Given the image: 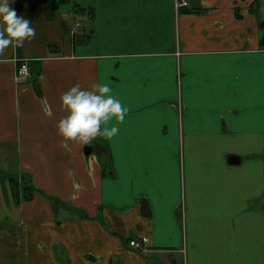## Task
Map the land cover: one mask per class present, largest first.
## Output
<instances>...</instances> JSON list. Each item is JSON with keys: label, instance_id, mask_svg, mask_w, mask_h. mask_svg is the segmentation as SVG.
<instances>
[{"label": "crops", "instance_id": "obj_1", "mask_svg": "<svg viewBox=\"0 0 264 264\" xmlns=\"http://www.w3.org/2000/svg\"><path fill=\"white\" fill-rule=\"evenodd\" d=\"M53 3L12 0L36 32L0 51V264H264V0ZM98 79L119 132L66 140L61 93Z\"/></svg>", "mask_w": 264, "mask_h": 264}, {"label": "clouds", "instance_id": "obj_2", "mask_svg": "<svg viewBox=\"0 0 264 264\" xmlns=\"http://www.w3.org/2000/svg\"><path fill=\"white\" fill-rule=\"evenodd\" d=\"M12 0H0V51L10 45L21 46L34 38L35 27L10 5ZM65 115L57 121L58 134L66 140L89 144L97 136L111 139L123 123L128 107L118 98L110 83L98 79L90 87L73 84L60 96Z\"/></svg>", "mask_w": 264, "mask_h": 264}, {"label": "built area", "instance_id": "obj_3", "mask_svg": "<svg viewBox=\"0 0 264 264\" xmlns=\"http://www.w3.org/2000/svg\"><path fill=\"white\" fill-rule=\"evenodd\" d=\"M176 7L183 8L188 7L190 0H175ZM81 24L78 22L70 24L68 27V33L71 37H75L80 30ZM15 62L17 64L16 71V82L17 83H25L30 76V64L31 62L28 59H24L21 57H16ZM149 244V238L145 235H137L133 239H130L128 242L129 247L134 250L141 251L147 248Z\"/></svg>", "mask_w": 264, "mask_h": 264}, {"label": "rangeland", "instance_id": "obj_4", "mask_svg": "<svg viewBox=\"0 0 264 264\" xmlns=\"http://www.w3.org/2000/svg\"><path fill=\"white\" fill-rule=\"evenodd\" d=\"M87 18L85 17H82V21L86 20ZM83 30H84V25L82 24L81 27H80V30H79V33L78 35H83ZM33 73L34 72H38V68L32 70ZM31 72V71H30ZM31 73V79L33 80L35 78V75ZM23 177L25 178V180H28V176L26 174H23ZM11 180V184H9L10 186V189L13 190V192L18 196L19 200H23L24 199H27V196H30L34 193L32 192L34 188H32L31 186H28L26 189H23L20 185H18L15 181ZM15 196V195H14Z\"/></svg>", "mask_w": 264, "mask_h": 264}, {"label": "trees", "instance_id": "obj_5", "mask_svg": "<svg viewBox=\"0 0 264 264\" xmlns=\"http://www.w3.org/2000/svg\"><path fill=\"white\" fill-rule=\"evenodd\" d=\"M43 2H44V4L45 5H47V6H51V7H54L55 5H54V3H53V0H43ZM31 68V67H30ZM34 69H36V68H33V70ZM31 71V70H30ZM31 73H33V71H31L30 72V76H31ZM34 75H35V80H34V85H35V87H37L38 86V84H39V82H38V79H37V77H38V73L37 72H34L33 73ZM13 182V181H12ZM29 198H30V196H29Z\"/></svg>", "mask_w": 264, "mask_h": 264}, {"label": "water", "instance_id": "obj_6", "mask_svg": "<svg viewBox=\"0 0 264 264\" xmlns=\"http://www.w3.org/2000/svg\"><path fill=\"white\" fill-rule=\"evenodd\" d=\"M90 151V148L89 147H85V153L88 154ZM234 162V161H233Z\"/></svg>", "mask_w": 264, "mask_h": 264}]
</instances>
